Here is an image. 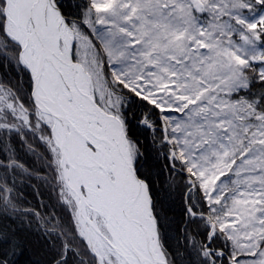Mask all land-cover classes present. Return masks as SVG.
<instances>
[{"label":"snow or ice","instance_id":"6c2138e0","mask_svg":"<svg viewBox=\"0 0 264 264\" xmlns=\"http://www.w3.org/2000/svg\"><path fill=\"white\" fill-rule=\"evenodd\" d=\"M0 67V264H264V0H0Z\"/></svg>","mask_w":264,"mask_h":264},{"label":"trees","instance_id":"16d2710c","mask_svg":"<svg viewBox=\"0 0 264 264\" xmlns=\"http://www.w3.org/2000/svg\"><path fill=\"white\" fill-rule=\"evenodd\" d=\"M63 2L68 5L75 2V0H63ZM0 75H3L6 79H15L12 73L4 67H0ZM13 142L16 143V148L18 149L20 157L24 159L30 167H39L35 159L30 154L26 155L23 149H21L17 137H13ZM156 171L157 162L155 156L150 155L144 162L142 172L144 176H150L153 182H155ZM32 185H38L39 196L37 195V188ZM32 185H22L19 187V192L17 194L22 197L23 207L40 208L41 211H43L44 209L41 208V205L47 206L54 203L49 190L42 184L34 180L32 181ZM155 193L158 196L162 208L160 212L161 233L167 245L175 252L177 228L182 223L183 212V200L180 195V190L178 189L176 192L169 195L162 191L159 186H156ZM49 210L51 209L49 208ZM57 211L60 212V209H57ZM61 216H63L62 212ZM21 237L24 244V255L20 257L18 264H46L48 256L45 241L34 231H22ZM69 260L71 264H77V258L71 255H69Z\"/></svg>","mask_w":264,"mask_h":264}]
</instances>
